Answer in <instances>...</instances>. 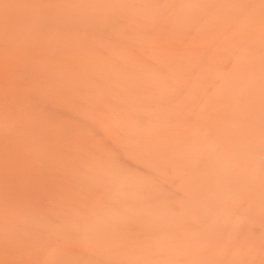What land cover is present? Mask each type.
<instances>
[{"label": "bare ground", "instance_id": "6f19581e", "mask_svg": "<svg viewBox=\"0 0 264 264\" xmlns=\"http://www.w3.org/2000/svg\"><path fill=\"white\" fill-rule=\"evenodd\" d=\"M0 264H264V0H0Z\"/></svg>", "mask_w": 264, "mask_h": 264}]
</instances>
